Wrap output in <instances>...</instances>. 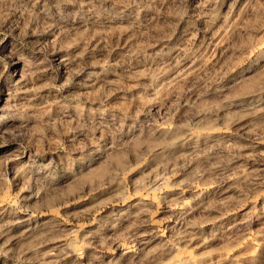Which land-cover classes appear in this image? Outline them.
Listing matches in <instances>:
<instances>
[{
    "label": "clouds",
    "instance_id": "9594fccd",
    "mask_svg": "<svg viewBox=\"0 0 264 264\" xmlns=\"http://www.w3.org/2000/svg\"><path fill=\"white\" fill-rule=\"evenodd\" d=\"M262 200L264 0H0V264H264Z\"/></svg>",
    "mask_w": 264,
    "mask_h": 264
},
{
    "label": "rangeland",
    "instance_id": "374dc122",
    "mask_svg": "<svg viewBox=\"0 0 264 264\" xmlns=\"http://www.w3.org/2000/svg\"><path fill=\"white\" fill-rule=\"evenodd\" d=\"M212 43H213V48L208 49V51L210 53V59L215 60V59H218L222 55V53L220 51V41H214ZM244 63H246V62H244ZM261 202L264 203V200H262ZM244 211H247V210L245 209ZM234 216L242 218L243 213L242 212H236V213H234ZM229 219H231V217ZM229 235H231V232H229Z\"/></svg>",
    "mask_w": 264,
    "mask_h": 264
}]
</instances>
